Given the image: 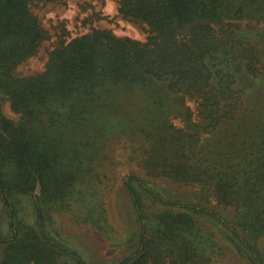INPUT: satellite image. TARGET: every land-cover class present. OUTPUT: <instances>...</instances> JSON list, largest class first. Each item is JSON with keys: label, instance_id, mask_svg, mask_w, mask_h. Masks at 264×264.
Instances as JSON below:
<instances>
[{"label": "trees", "instance_id": "obj_1", "mask_svg": "<svg viewBox=\"0 0 264 264\" xmlns=\"http://www.w3.org/2000/svg\"><path fill=\"white\" fill-rule=\"evenodd\" d=\"M61 1L0 0V264H215L225 245L264 264V101L248 85L264 78V0H119L146 40L65 28L45 68L23 73L53 39L34 7ZM118 162L136 167L122 184L129 237L112 236L107 204L82 189L114 186ZM55 213L130 251L91 261L52 227Z\"/></svg>", "mask_w": 264, "mask_h": 264}, {"label": "rangeland", "instance_id": "obj_2", "mask_svg": "<svg viewBox=\"0 0 264 264\" xmlns=\"http://www.w3.org/2000/svg\"><path fill=\"white\" fill-rule=\"evenodd\" d=\"M35 11L41 16L45 26L53 34V39L47 40L37 56L30 58L26 63L20 66V70L25 73H33L45 68L48 58V52L53 47L54 41L58 38L59 32L66 28L67 36L73 37L92 30L93 28H107L112 30L119 36H131L140 40H146L148 32L146 28L130 19L125 18L119 11V0H63L61 2H39L35 7ZM248 85L252 93L258 97V100L264 101V78L261 82L250 79ZM4 114L19 118V115L13 111L11 105L7 101H3ZM177 123H179L177 121ZM241 132V130H240ZM229 133V132H228ZM110 176L114 179V186H83L84 197L86 203L99 202L104 200L109 208L108 213L110 221L115 227V234L122 236H131V227L135 225V217L128 205L129 200L123 191V180L127 174L134 172V166L127 163H119L114 166ZM152 183L164 186L169 192L186 191L189 198L198 200L197 188H185L173 183L171 180L162 178L148 177ZM101 188V195L93 197L91 194L96 188ZM108 188V189H107ZM107 190V191H106ZM197 192V195H196ZM100 197V198H99ZM99 198V199H98ZM24 210L23 216L30 218L32 204L29 199L25 198L21 201ZM209 206L218 207L219 211L224 213L227 218L233 221V210L225 211L222 206H217L216 201ZM209 221V220H208ZM207 222L206 225L211 226ZM7 225L6 212L0 201V229ZM136 226V225H135ZM52 227L57 229L60 235L67 239L69 243L79 246L91 261L95 263H105L117 260L130 251L129 244L111 245L108 239L96 228L87 224H77L71 221L67 213H55ZM115 235V236H114ZM260 246L264 252V236L260 238ZM134 244V243H133ZM225 245V244H224ZM226 250L220 256L219 262L215 264H254L246 259L234 249L225 245Z\"/></svg>", "mask_w": 264, "mask_h": 264}]
</instances>
